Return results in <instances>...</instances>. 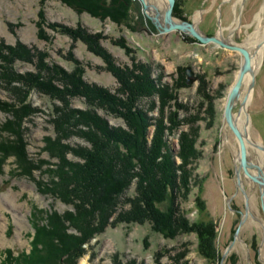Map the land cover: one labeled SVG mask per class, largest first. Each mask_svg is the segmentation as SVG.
<instances>
[{
    "label": "rangeland",
    "instance_id": "obj_1",
    "mask_svg": "<svg viewBox=\"0 0 264 264\" xmlns=\"http://www.w3.org/2000/svg\"><path fill=\"white\" fill-rule=\"evenodd\" d=\"M150 1L157 11L145 10L140 0H99L103 10L94 14L86 3L77 8L64 0H0V264H25L18 257L32 254L33 233L46 227L48 217L84 215L47 193L61 162L50 153L82 163L76 154L91 150L81 137L89 131L85 124L76 126L62 115L86 112L100 127L106 122L132 133L110 107L112 99L124 100L131 91L137 93L134 112L148 121L149 142L162 119L167 127L173 123V131L163 135L178 165L186 148L188 190L176 200L185 227L166 237L150 222L113 224L114 214L111 224L83 245L76 264H264L263 186L248 181L252 170L264 176L257 166L259 149L249 146L253 167L245 174L240 143L225 117L245 63L233 49L239 47L250 53L251 70L233 100L232 120L241 134L239 96L261 56L249 84L247 131L250 142L264 147V0H175V23L191 24L202 37L228 47L203 43L189 30L167 32L165 19L155 18H164L165 2ZM18 133L38 171L27 172L25 160L7 155L14 152ZM136 180L120 199L118 213L130 209ZM200 231L208 237L202 239Z\"/></svg>",
    "mask_w": 264,
    "mask_h": 264
},
{
    "label": "trees",
    "instance_id": "obj_2",
    "mask_svg": "<svg viewBox=\"0 0 264 264\" xmlns=\"http://www.w3.org/2000/svg\"><path fill=\"white\" fill-rule=\"evenodd\" d=\"M64 1H69L77 8H82L85 3L89 4L92 9L88 11L94 14L103 10V6H99L102 0L100 3L99 0ZM67 80L69 82V78ZM36 84L39 86L37 82ZM151 86L154 87L152 82ZM101 96L103 98V94ZM136 96L137 93L131 91L124 100L115 98L110 102V107L123 117L132 133L115 131L106 122L104 127H100L97 119L86 112L62 115L68 121L73 119L76 126L85 124L89 131L82 132L81 137L91 144V150L76 154L82 163L65 161L62 152L50 153L53 157H60L63 163L60 162V168L52 171L53 187L47 193L84 215L77 218L70 211L58 220L55 216L48 217L46 227H36L32 254H20L18 259L22 261L19 263L76 264L83 255V245L101 234L111 224L110 219L114 214L117 216L113 218V224L149 221L154 231L166 237H174L179 229L185 227V219L178 213L176 200L188 190V172L185 166L187 158L184 154L186 148L178 154L182 162L178 165L163 135L167 129L173 131V123L171 127H167L163 125L162 119L155 125L156 138L153 137L149 142L146 134L148 121L142 112L138 110L135 113L133 110ZM108 99L110 98L107 97L104 102L107 103ZM15 112L14 110L12 113L17 114ZM135 117L141 123H136ZM98 134H101L100 139ZM12 145L15 146L14 152L7 153L8 156H14L21 162L25 160L22 167L28 169L27 172L40 169L32 160L27 159L25 145L20 140L19 133ZM134 179H137L136 196L127 202L130 209L118 213L119 201ZM165 203L167 205L163 210L159 205ZM69 229H74L78 234L69 233ZM199 234L202 239L208 237L201 231ZM38 245H41V250H37Z\"/></svg>",
    "mask_w": 264,
    "mask_h": 264
},
{
    "label": "water",
    "instance_id": "obj_3",
    "mask_svg": "<svg viewBox=\"0 0 264 264\" xmlns=\"http://www.w3.org/2000/svg\"><path fill=\"white\" fill-rule=\"evenodd\" d=\"M166 1L168 2L167 3L168 7H167L166 11L164 12V19H165V23L170 25L169 29L166 30L167 32L174 30V29L189 30L193 36H195L198 40H200L203 43L215 42V43H219L223 46L228 47L227 45H225L224 42H221L219 39H217L215 37H209V38L202 37L200 34H198L193 29V26L191 24L175 23L173 18H172V12H173L175 0H166ZM140 2L142 3L145 10H148L150 13L152 12L151 9L157 11V8L151 3L150 0H140ZM158 16H159V14H157L155 16L156 20H158ZM233 49L239 50L244 55L245 63H244V66H243V68L239 74L238 80L235 83V85H234V87L230 93V96H229V99H228V102L226 105L225 117H226V120H227L229 127L232 129V131L234 132V134L236 135V137L240 143V163L244 169L245 174H248L249 173L248 170H249L250 165L247 161V147H246L245 141L242 138L239 130L236 129L234 124H233V120H232V118H233V116H232L233 115V106H232V104H233V100L235 98H237L238 94L240 93L242 83H243V80H244L246 73L251 70V56H250V53L245 49H242L239 47H236ZM253 180L259 182L263 186V194H264V177H253Z\"/></svg>",
    "mask_w": 264,
    "mask_h": 264
},
{
    "label": "bare ground",
    "instance_id": "obj_4",
    "mask_svg": "<svg viewBox=\"0 0 264 264\" xmlns=\"http://www.w3.org/2000/svg\"><path fill=\"white\" fill-rule=\"evenodd\" d=\"M165 2V5H166V8L164 11H166L167 7H168V4L166 3V0H162ZM244 0H238V3H241L243 2ZM162 5V4H161ZM154 19V18H153ZM159 19L160 21H162V23L164 22V18H163V15H159ZM243 49V48H242ZM6 51V50H5ZM8 54V52H7ZM261 54V53H260ZM261 56H257V61H255V64H253V68H252V75H250L247 80L245 81L244 83V86H243V92L240 94L239 96V100H240V103L242 104V108H241V112H240V115L237 117V120L238 121V125H239V128L241 129V135L243 136V139L244 141H246V144H247V150L249 149V146L250 145H254L256 147V149L258 150V163H257V166L259 168H262L263 171H264V147L259 144H255L253 141L250 142V139H249V136H248V129L250 127V118H248L249 116L247 115V109H248V106H249V103H250V100L252 98V90L251 88L249 89V84L251 83L252 81V76L254 74V72L256 71V67L258 68V65H259V60H260ZM258 62V65L257 63ZM257 65V66H255ZM232 87V86H231ZM230 87V89H231ZM229 89V91H230ZM228 91V93H229ZM245 132H244V130ZM10 131V130H9ZM12 131V130H11ZM17 136V135H16ZM15 142V141H14ZM55 147V146H54ZM240 151V146L238 147V153ZM239 156V154H237ZM236 160H239V157L236 159ZM11 161V160H10ZM71 161V160H70ZM253 167V165L250 164V168ZM250 176L251 178L248 179V181H254L253 180V177H260L259 175L257 176L256 175V171L254 172V170L250 171ZM261 177H264L263 175H261ZM242 178H243V174L241 172H239V180L240 182L242 181ZM242 183V182H241ZM264 202V200H263ZM7 203V202H6ZM15 215V214H14ZM16 221L19 223L20 220L17 218ZM149 222V221H148ZM23 226V225H22ZM21 226V228H22ZM33 229V228H32ZM35 230V229H34ZM264 230V229H263ZM34 235V233H33ZM6 253V252H5ZM6 255V254H5ZM81 264H85V262H82Z\"/></svg>",
    "mask_w": 264,
    "mask_h": 264
}]
</instances>
